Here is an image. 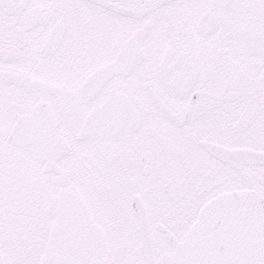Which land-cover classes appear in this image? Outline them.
I'll use <instances>...</instances> for the list:
<instances>
[{"label":"snow or ice","instance_id":"6c2138e0","mask_svg":"<svg viewBox=\"0 0 264 264\" xmlns=\"http://www.w3.org/2000/svg\"><path fill=\"white\" fill-rule=\"evenodd\" d=\"M0 264H264V0H0Z\"/></svg>","mask_w":264,"mask_h":264}]
</instances>
